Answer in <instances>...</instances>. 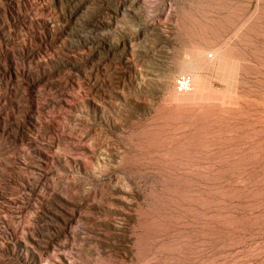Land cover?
<instances>
[{
    "label": "rangeland",
    "instance_id": "rangeland-1",
    "mask_svg": "<svg viewBox=\"0 0 264 264\" xmlns=\"http://www.w3.org/2000/svg\"><path fill=\"white\" fill-rule=\"evenodd\" d=\"M0 264H264V0H0Z\"/></svg>",
    "mask_w": 264,
    "mask_h": 264
},
{
    "label": "built area",
    "instance_id": "built-area-1",
    "mask_svg": "<svg viewBox=\"0 0 264 264\" xmlns=\"http://www.w3.org/2000/svg\"><path fill=\"white\" fill-rule=\"evenodd\" d=\"M177 87L182 92H189L194 89V82L189 77H181L177 81Z\"/></svg>",
    "mask_w": 264,
    "mask_h": 264
},
{
    "label": "bare ground",
    "instance_id": "bare-ground-1",
    "mask_svg": "<svg viewBox=\"0 0 264 264\" xmlns=\"http://www.w3.org/2000/svg\"><path fill=\"white\" fill-rule=\"evenodd\" d=\"M242 140V139H241ZM263 153V152H262ZM226 163V162H225ZM253 169V168H252Z\"/></svg>",
    "mask_w": 264,
    "mask_h": 264
}]
</instances>
